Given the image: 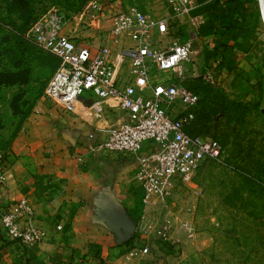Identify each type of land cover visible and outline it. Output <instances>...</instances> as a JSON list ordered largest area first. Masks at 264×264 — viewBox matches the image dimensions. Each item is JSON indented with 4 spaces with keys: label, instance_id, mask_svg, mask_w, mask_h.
Wrapping results in <instances>:
<instances>
[{
    "label": "crops",
    "instance_id": "obj_1",
    "mask_svg": "<svg viewBox=\"0 0 264 264\" xmlns=\"http://www.w3.org/2000/svg\"><path fill=\"white\" fill-rule=\"evenodd\" d=\"M196 2L190 12L198 20L196 39L191 44L195 73L207 65L214 74L228 71L233 67L232 58L248 41L243 30L236 27L237 20L242 17L244 7H257L259 13V0ZM130 7L154 15L171 14L165 0H105L101 13L95 17L81 16L82 8L61 32L92 52L100 46H110V59L115 60L119 49L131 41L123 36L112 42L111 17ZM174 25L183 33L190 28L186 19L182 23L174 20ZM121 71L124 74L127 69ZM93 100V97L86 99V107L74 113L42 97L37 113L25 121L7 151L2 166L5 181L0 183V213L24 198L45 235L40 243L23 246L0 227V264H111L127 248L146 242L149 253L130 264H165L167 257L172 258L167 251L180 250L178 245L170 248L153 235L145 241L136 230L144 212L136 156L149 153L152 143L144 141L135 154L93 150L111 129L126 121V113L117 100L108 98L103 102L101 117H96L88 107ZM184 189H177L169 202L170 208Z\"/></svg>",
    "mask_w": 264,
    "mask_h": 264
},
{
    "label": "built area",
    "instance_id": "obj_2",
    "mask_svg": "<svg viewBox=\"0 0 264 264\" xmlns=\"http://www.w3.org/2000/svg\"><path fill=\"white\" fill-rule=\"evenodd\" d=\"M170 16L154 15L136 7L114 13L109 34L112 42L127 37L131 44L119 49L111 60L110 46L96 52L63 34L55 24L43 20L31 23L24 37L37 47L55 55L59 65L47 81L44 94L69 112L84 109L86 99L96 117L103 115V102L117 100L126 121L109 131L93 150L137 153L144 141L152 143L149 153L136 156L141 182L144 212L136 230L145 241L153 235L175 246L180 243V229L174 225L169 202L178 188L188 187L205 160H219L221 143L191 132L195 115L192 108L198 96L183 82L195 75L191 44L196 39L198 20L190 12L196 0H165ZM105 0H87L81 16L95 17L104 9ZM264 22L263 0H259ZM262 8V9H261ZM186 19L190 28L183 33L174 25ZM126 68V73L122 69ZM5 155L0 152V183ZM152 216L155 218L152 219ZM1 230L23 246L40 243L45 230L35 223L34 211L22 198L0 213ZM191 228V227H190ZM183 229V230H182ZM149 253L148 243L132 246L111 264H130ZM174 264V263H172Z\"/></svg>",
    "mask_w": 264,
    "mask_h": 264
},
{
    "label": "rangeland",
    "instance_id": "obj_3",
    "mask_svg": "<svg viewBox=\"0 0 264 264\" xmlns=\"http://www.w3.org/2000/svg\"><path fill=\"white\" fill-rule=\"evenodd\" d=\"M77 3L34 0L31 18L62 31L81 11H76ZM242 10L236 27L248 41L232 58L233 67L215 75L207 65L184 80L199 97L192 131L220 141L223 153L219 160H205L192 183L173 200L174 225L187 224L189 229L178 230L180 250L167 251L172 258L167 257L165 264H264V22L257 7ZM11 19L14 25L0 22V152L4 155L25 121L37 113L50 75L48 66L30 55L28 82L11 83L14 77H25L22 72L10 75L17 70L5 55L6 48L16 46L18 35L20 21L15 15Z\"/></svg>",
    "mask_w": 264,
    "mask_h": 264
},
{
    "label": "trees",
    "instance_id": "obj_4",
    "mask_svg": "<svg viewBox=\"0 0 264 264\" xmlns=\"http://www.w3.org/2000/svg\"><path fill=\"white\" fill-rule=\"evenodd\" d=\"M86 1L87 0H79V3H77L78 5H76L75 7L76 11L81 10L84 7ZM33 2L34 0H0V22H5L6 24L14 25L15 22L14 20L12 21L11 19L12 15H15V18L20 21L19 25L16 27L18 30L17 31L18 35L15 36L16 46H14L13 48L5 49V55H6L7 61L10 64V67L17 70L16 72H13V73L10 72V75L14 76L18 74L19 72H22L23 75L25 76L24 79H17L15 77L11 79V83H14V84L28 82L29 80L28 75L30 74V67L27 65V63L30 60L28 59V57L32 56L35 59V61H37V63L41 66H46V67L48 66V69L50 71L49 78L51 77V75L54 73L57 66L59 65V59L55 55L40 50L41 48L29 42L24 37L25 32L28 30L31 23L34 22L35 20V19L32 20L31 18ZM74 4L76 3L74 2ZM2 10L4 11L2 12ZM188 78H192V77H188ZM183 84L188 90L195 93L186 85L185 81L183 82ZM198 101H199V97H198ZM195 106L192 108L194 115H195ZM191 132L194 134L202 135L192 130ZM168 246L170 248L173 247L170 245Z\"/></svg>",
    "mask_w": 264,
    "mask_h": 264
}]
</instances>
